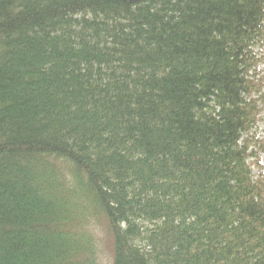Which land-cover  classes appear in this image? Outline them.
I'll return each mask as SVG.
<instances>
[{
  "label": "trees",
  "instance_id": "obj_1",
  "mask_svg": "<svg viewBox=\"0 0 264 264\" xmlns=\"http://www.w3.org/2000/svg\"><path fill=\"white\" fill-rule=\"evenodd\" d=\"M263 57L264 0H0V264H264Z\"/></svg>",
  "mask_w": 264,
  "mask_h": 264
},
{
  "label": "rangeland",
  "instance_id": "obj_2",
  "mask_svg": "<svg viewBox=\"0 0 264 264\" xmlns=\"http://www.w3.org/2000/svg\"><path fill=\"white\" fill-rule=\"evenodd\" d=\"M260 67H262L264 69V57L262 58L261 60V64H260ZM258 134H259V138H263L264 140V121H260L259 122V130L257 131ZM261 166H255V174L256 173H261L263 172L264 173V152H262L261 154ZM100 248L103 250L105 247L102 246V244H100ZM105 260H107L109 262V258L107 255H103ZM105 264H108L106 263V261H104Z\"/></svg>",
  "mask_w": 264,
  "mask_h": 264
}]
</instances>
